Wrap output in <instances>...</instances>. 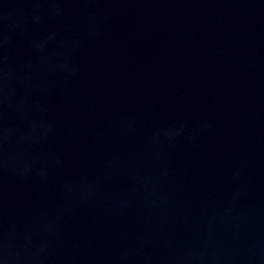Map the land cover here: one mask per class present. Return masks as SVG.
Listing matches in <instances>:
<instances>
[{"label": "water", "instance_id": "95a60500", "mask_svg": "<svg viewBox=\"0 0 264 264\" xmlns=\"http://www.w3.org/2000/svg\"><path fill=\"white\" fill-rule=\"evenodd\" d=\"M0 264H264V0H0Z\"/></svg>", "mask_w": 264, "mask_h": 264}]
</instances>
